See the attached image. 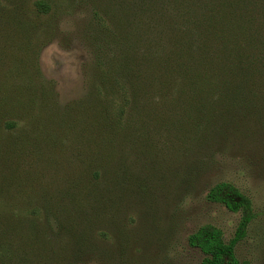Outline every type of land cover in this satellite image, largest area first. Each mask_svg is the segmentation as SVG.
<instances>
[{
    "label": "rangeland",
    "instance_id": "rangeland-1",
    "mask_svg": "<svg viewBox=\"0 0 264 264\" xmlns=\"http://www.w3.org/2000/svg\"><path fill=\"white\" fill-rule=\"evenodd\" d=\"M150 2L0 0V264H199L187 235L240 217L218 182L250 201L235 258L264 264V49L198 99Z\"/></svg>",
    "mask_w": 264,
    "mask_h": 264
},
{
    "label": "trees",
    "instance_id": "trees-1",
    "mask_svg": "<svg viewBox=\"0 0 264 264\" xmlns=\"http://www.w3.org/2000/svg\"><path fill=\"white\" fill-rule=\"evenodd\" d=\"M150 1L141 0V14L151 11ZM164 1L173 10L175 7L173 19L178 27L175 34L179 46L177 53H186L191 62L190 67L183 63L173 64V67L191 69L189 90L198 99H202L204 95L201 94H206L208 89L217 87L215 90H220L221 85L226 84V80L221 78L220 81L221 74L226 70L221 57H229L230 70H248L253 64L255 52L264 49V0ZM36 6L44 7V4L37 2ZM257 56L263 67L262 56ZM163 65L170 67L172 64L164 61ZM246 85L242 83L239 89H246ZM205 200L218 203L232 213L239 212V220L227 241L223 240L221 231L211 225L197 227L186 237L188 247L201 254L199 264H243L235 258L234 249L243 239L250 222V201L225 182L208 188Z\"/></svg>",
    "mask_w": 264,
    "mask_h": 264
}]
</instances>
